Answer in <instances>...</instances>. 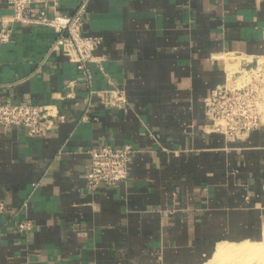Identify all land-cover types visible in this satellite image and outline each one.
I'll use <instances>...</instances> for the list:
<instances>
[{
    "label": "crops",
    "instance_id": "1",
    "mask_svg": "<svg viewBox=\"0 0 264 264\" xmlns=\"http://www.w3.org/2000/svg\"><path fill=\"white\" fill-rule=\"evenodd\" d=\"M11 12L0 0V21ZM81 33L101 38L91 86L125 106L85 100L52 27L16 23L0 43V103L58 110L42 137L0 125V264H205L219 243L264 241V123L226 140L204 114L234 64L264 57V0H90ZM102 144L131 145L128 176L90 189Z\"/></svg>",
    "mask_w": 264,
    "mask_h": 264
},
{
    "label": "built area",
    "instance_id": "2",
    "mask_svg": "<svg viewBox=\"0 0 264 264\" xmlns=\"http://www.w3.org/2000/svg\"><path fill=\"white\" fill-rule=\"evenodd\" d=\"M11 14L1 18L0 43L10 39L13 24H40L52 27L56 38L50 50H62L82 72L86 87L85 100L96 98L105 107H123L127 98L117 87L94 89L91 86L90 62H99L94 50L101 38L81 33L82 18L90 0H79L70 14L56 11L59 0H6ZM262 62L255 66L239 69L223 84L216 85L204 102L207 128L222 134L226 140L244 137L264 123V70ZM237 75V76H236ZM58 110L53 104H36L26 100L0 103V125L21 126L29 136H45L54 126ZM130 144L111 146L102 144L88 149L86 184L90 189L100 185H115L128 176L131 160ZM25 206L26 203L23 202ZM32 222L24 219L18 222L20 232L32 229Z\"/></svg>",
    "mask_w": 264,
    "mask_h": 264
},
{
    "label": "bare ground",
    "instance_id": "3",
    "mask_svg": "<svg viewBox=\"0 0 264 264\" xmlns=\"http://www.w3.org/2000/svg\"><path fill=\"white\" fill-rule=\"evenodd\" d=\"M232 76L233 74L228 76L229 81L232 80ZM241 243H219L211 262L205 264H250L253 259L257 264H264V243H249L248 241ZM235 244L241 245L235 246Z\"/></svg>",
    "mask_w": 264,
    "mask_h": 264
},
{
    "label": "rangeland",
    "instance_id": "4",
    "mask_svg": "<svg viewBox=\"0 0 264 264\" xmlns=\"http://www.w3.org/2000/svg\"><path fill=\"white\" fill-rule=\"evenodd\" d=\"M232 57V56H231ZM232 59H234V58H232ZM259 62H262L261 63V65H259L260 67H262V69L264 70V59L263 58H259ZM237 65H238V63H237ZM236 64H234V70H238V69H241L242 67H245V66H240V67H238ZM247 66H255V65H247ZM237 76V75H236ZM241 243V242H240ZM249 243H258V242H249ZM260 243H264V241H261ZM241 244H243V243H241ZM241 244H235V246H238V245H241ZM229 245H234V244H229ZM212 259V258H211ZM208 262H211V260H209ZM256 263V261L253 259V262H252V260H251V262H250V264H255ZM257 264V263H256Z\"/></svg>",
    "mask_w": 264,
    "mask_h": 264
}]
</instances>
